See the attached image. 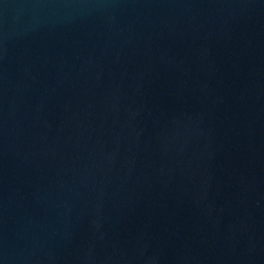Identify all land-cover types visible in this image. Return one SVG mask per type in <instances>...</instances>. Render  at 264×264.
<instances>
[{"label":"water","instance_id":"1","mask_svg":"<svg viewBox=\"0 0 264 264\" xmlns=\"http://www.w3.org/2000/svg\"><path fill=\"white\" fill-rule=\"evenodd\" d=\"M0 264H264V0H0Z\"/></svg>","mask_w":264,"mask_h":264}]
</instances>
